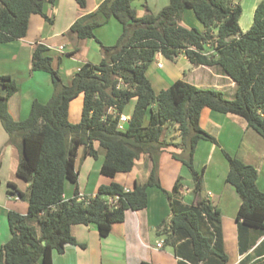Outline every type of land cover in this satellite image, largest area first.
I'll use <instances>...</instances> for the list:
<instances>
[{"label": "trees", "instance_id": "16d2710c", "mask_svg": "<svg viewBox=\"0 0 264 264\" xmlns=\"http://www.w3.org/2000/svg\"><path fill=\"white\" fill-rule=\"evenodd\" d=\"M47 1L54 2L0 0V42L25 37L32 14L50 20L44 12ZM133 1L105 0L72 25L79 38L95 37L96 28L102 24L99 15L116 17L123 32L116 44L104 46L103 60L98 64L86 62L71 84H65L53 66L49 49L37 45L32 69L51 75L54 93L46 103L35 100L27 118L15 120L11 115L8 103L18 86L9 75L0 77V90L4 89L0 92V119L9 134V144L20 151L17 175L29 182L26 191L9 183L11 193L28 202V213L9 212L12 236L2 246L0 264H53L55 252L62 253L66 244L77 242L71 232L73 225L96 224L100 235L106 236L114 223L124 221L126 210L146 208L148 188H162L160 158L170 144L163 140L164 127L169 123L179 125L181 142L177 145L182 151L172 155L191 171L197 200L191 204L181 200V176L171 191L162 188L173 211L166 243L176 248L179 264H227L221 211L202 196L203 170L195 168L194 156L201 140L217 142L200 126L205 107L244 117L264 138V0L257 5L246 32L240 27L242 6L234 0H170L157 15L142 17L137 16ZM77 2L83 7L86 4L85 0ZM187 8L193 9L203 23V31L181 24ZM209 44L212 53L206 51ZM158 53L171 60L184 53L193 64L219 67L236 82L234 98L183 79L157 93L147 70ZM80 95L81 119L73 123L70 103ZM132 101L131 119L120 130L119 115ZM95 142L105 151L103 175L114 177L131 171L145 153L153 162L148 181L137 183L132 190L114 181L101 185L93 197L80 198L77 191L66 199V183L78 182L79 148H84V156L97 158ZM225 155L229 163L226 180L242 198L237 221L240 249L245 253L256 242L254 230L264 233V192L257 185L255 166ZM253 258L249 253L243 264H264V260Z\"/></svg>", "mask_w": 264, "mask_h": 264}, {"label": "crops", "instance_id": "0c3cea01", "mask_svg": "<svg viewBox=\"0 0 264 264\" xmlns=\"http://www.w3.org/2000/svg\"><path fill=\"white\" fill-rule=\"evenodd\" d=\"M85 1L84 7L77 0L47 1L44 12L50 20L41 14H32L25 37L0 42V77L9 75L18 86L8 103L15 120L27 118L35 100L46 103L54 93L51 75L32 69L33 53L38 44L49 49L53 66L59 71L64 83L71 84L75 73L86 62L100 63L105 57L104 46H112L118 41L123 25L116 17L105 19L99 15L102 24L96 28L95 37L79 38L71 30L76 20L96 11L105 0ZM259 2L257 0L253 5L255 9ZM169 3L170 0H134L133 6L137 16L142 17L149 13L157 15ZM181 24L188 28L196 27L200 31L205 29L191 8L184 11ZM206 47L208 53L214 52L210 44ZM160 59H166L168 65ZM155 63L157 80L149 79L157 93L176 80L183 79L201 88L221 90L231 99L235 96L236 82L217 66L193 64L184 53H180L174 60L158 53ZM0 92L4 93V89ZM80 96L77 100H80ZM75 100L70 103L69 111ZM79 106L77 101L73 106L74 110ZM133 107L130 113H126V110L125 113L131 116ZM78 119L75 113V118L71 121L76 123L79 122ZM200 126L217 139L216 143L208 140L198 143L194 166L197 170H203L202 196L221 211L227 264H243V259L249 253L254 255L253 260H264V247L260 246L264 243V233L258 230L253 232L256 236L254 246L248 252H241L237 213L242 198L236 188L226 180L229 163L225 155L228 153L255 166L258 170L257 185L264 192V138L249 126L244 117L209 107L202 110ZM8 140L9 134L0 119V253L2 246L12 236L8 222L9 212L13 210L21 214L28 213V202L11 193L10 182L22 191L27 190L29 182L17 175L20 151L15 145L9 144ZM163 140L170 144L160 158L159 175L162 188L171 191L181 176V200L187 204L196 202L191 171L172 155L173 152L182 151V147L177 145L181 142L177 123H169L164 127ZM95 148L98 151L97 158L84 156V148H79L76 159L78 182L66 183V199L73 198L77 191L82 197H93L101 185L114 181L127 190H132L137 183L144 184L148 181L153 167L148 154H141L131 171L108 177L101 173L105 151L98 142H95ZM162 188L149 187L147 207L126 210L124 221L114 223L111 232L106 236L100 235L96 224L73 225L71 232L77 242L66 244L62 253L55 252L53 264H141L143 261L151 264H179L180 257L176 248L166 243V230L171 223L173 211ZM159 243L162 246H158Z\"/></svg>", "mask_w": 264, "mask_h": 264}, {"label": "rangeland", "instance_id": "374dc122", "mask_svg": "<svg viewBox=\"0 0 264 264\" xmlns=\"http://www.w3.org/2000/svg\"><path fill=\"white\" fill-rule=\"evenodd\" d=\"M237 1H238V3L241 4L242 10H243L242 15L240 17V27H241V30L243 32H246L251 27V25L253 23L254 13H255V8L253 7V5H255V2H257V0H237ZM160 60H161L162 63H165L166 66L168 65V62H166V59L165 60L164 59H160ZM156 71H157V68H156V63L154 61L153 63L150 64V66H149V68L147 70V76L153 81L157 80ZM156 86L158 87L159 85L156 84ZM205 89H209V88H205ZM227 98H229V97H227ZM79 99L80 100H77V98H76V100L74 99L76 101L75 103H77V101H79V103H80V106L78 107V109L76 111L74 110V108H73V106L75 105V103H74L72 105V109L69 111L70 121L74 120L75 113L77 115V118L79 117L78 120L80 121V119H81L82 108H83V96H80ZM229 99H231V98H229ZM134 103H135V101H132L131 103H129L126 106V113L127 112L130 113ZM30 223L34 224L33 220H30Z\"/></svg>", "mask_w": 264, "mask_h": 264}, {"label": "built area", "instance_id": "2783aa9c", "mask_svg": "<svg viewBox=\"0 0 264 264\" xmlns=\"http://www.w3.org/2000/svg\"><path fill=\"white\" fill-rule=\"evenodd\" d=\"M159 66H162V64L159 63ZM130 119H131V116H130V115H128V114H126V113H121V114L119 115L118 129H120V130H124V129L127 127L128 123H129V121H130ZM79 197H80V198H84V197H82L81 195H80ZM117 198H118V197H116V199H117ZM158 246H162V243H159Z\"/></svg>", "mask_w": 264, "mask_h": 264}]
</instances>
